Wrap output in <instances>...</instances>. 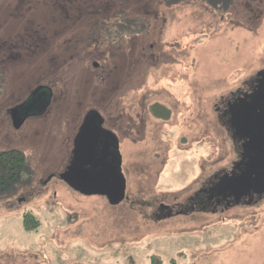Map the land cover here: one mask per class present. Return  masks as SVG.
Segmentation results:
<instances>
[{
  "label": "rangeland",
  "instance_id": "374dc122",
  "mask_svg": "<svg viewBox=\"0 0 264 264\" xmlns=\"http://www.w3.org/2000/svg\"><path fill=\"white\" fill-rule=\"evenodd\" d=\"M263 66L264 0H0V152L25 157L0 264H264V200L157 214L235 159L216 108ZM38 85L51 104L15 130L6 109ZM90 108L120 135L116 206L45 183Z\"/></svg>",
  "mask_w": 264,
  "mask_h": 264
},
{
  "label": "flooded vegetation",
  "instance_id": "af4514ba",
  "mask_svg": "<svg viewBox=\"0 0 264 264\" xmlns=\"http://www.w3.org/2000/svg\"><path fill=\"white\" fill-rule=\"evenodd\" d=\"M52 95L53 90L47 85L32 89L22 102L11 107L18 106L16 116L22 120L18 128L12 127L18 130L29 118L44 114ZM11 108L6 109L10 120ZM157 108H154L156 112L166 113L167 108ZM216 112L235 146V159L228 167L214 170L183 202H161L158 216L187 215L193 211L216 213L264 200V66L242 88L222 100ZM120 140V135L105 124L99 111L88 109L69 139L63 171L50 173L45 183L55 176L60 179V174L66 171L73 184L80 186L72 187L60 179L73 192L86 197L100 196L111 206L119 205L126 194ZM0 178L1 183L7 180V173L0 174ZM123 178L124 198L111 204L104 193L111 192Z\"/></svg>",
  "mask_w": 264,
  "mask_h": 264
},
{
  "label": "trees",
  "instance_id": "16d2710c",
  "mask_svg": "<svg viewBox=\"0 0 264 264\" xmlns=\"http://www.w3.org/2000/svg\"><path fill=\"white\" fill-rule=\"evenodd\" d=\"M24 155L16 149H10L0 152V167L8 175V179H3L0 187L12 185L23 173ZM7 169V171H6Z\"/></svg>",
  "mask_w": 264,
  "mask_h": 264
},
{
  "label": "water",
  "instance_id": "95a60500",
  "mask_svg": "<svg viewBox=\"0 0 264 264\" xmlns=\"http://www.w3.org/2000/svg\"><path fill=\"white\" fill-rule=\"evenodd\" d=\"M93 66L96 67L97 63L94 62ZM17 110H18V106L10 109L12 126L14 128H18L22 123V120L17 119V116H16ZM69 177L70 176L68 175V172L66 171L60 174V179L68 183L70 186L79 189L80 186L74 185L73 182L69 179ZM118 184L119 185L115 187L111 192L104 193L107 196L111 204H117L119 201H121L124 198V188H125L124 178Z\"/></svg>",
  "mask_w": 264,
  "mask_h": 264
}]
</instances>
